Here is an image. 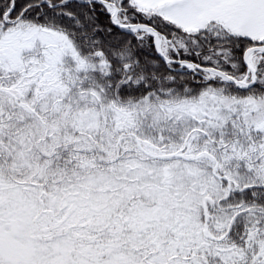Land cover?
<instances>
[{
  "label": "snow or ice",
  "instance_id": "snow-or-ice-1",
  "mask_svg": "<svg viewBox=\"0 0 264 264\" xmlns=\"http://www.w3.org/2000/svg\"><path fill=\"white\" fill-rule=\"evenodd\" d=\"M0 264H264V0H0Z\"/></svg>",
  "mask_w": 264,
  "mask_h": 264
}]
</instances>
